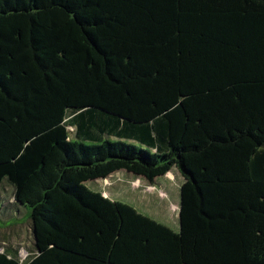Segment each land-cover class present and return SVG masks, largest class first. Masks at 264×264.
Returning <instances> with one entry per match:
<instances>
[{
	"label": "trees",
	"instance_id": "1",
	"mask_svg": "<svg viewBox=\"0 0 264 264\" xmlns=\"http://www.w3.org/2000/svg\"><path fill=\"white\" fill-rule=\"evenodd\" d=\"M173 168L179 232L86 185ZM0 186V264H264V0H0Z\"/></svg>",
	"mask_w": 264,
	"mask_h": 264
},
{
	"label": "rangeland",
	"instance_id": "2",
	"mask_svg": "<svg viewBox=\"0 0 264 264\" xmlns=\"http://www.w3.org/2000/svg\"><path fill=\"white\" fill-rule=\"evenodd\" d=\"M71 131H74L70 128ZM184 178L173 168L154 184L125 170L116 172L107 179L89 181L88 187L109 196L113 201L132 205L139 212L163 223L175 232L180 230L179 204ZM13 191L9 186H0V239L1 251L15 249L21 261H27L33 253V235L30 216L10 207ZM2 220V221H1Z\"/></svg>",
	"mask_w": 264,
	"mask_h": 264
},
{
	"label": "crops",
	"instance_id": "3",
	"mask_svg": "<svg viewBox=\"0 0 264 264\" xmlns=\"http://www.w3.org/2000/svg\"><path fill=\"white\" fill-rule=\"evenodd\" d=\"M178 170V169H177ZM115 174V173H114ZM113 175V174H112ZM166 176V175H165ZM111 177V176H110ZM164 177V176H163ZM109 178V177H108ZM142 178V177H141ZM159 178H162V177H159ZM159 178H157L156 180H155V182L159 179ZM95 181V180H94ZM154 182V183H155ZM88 183L89 182H86V184L88 185ZM153 183V184H154ZM184 183V182H183ZM152 184V183H151ZM93 190V189H92ZM95 191V190H94ZM100 192V191H99ZM180 192H181V189H180ZM102 193V192H101ZM103 194V193H102ZM106 198H109V196H107L106 194H103ZM110 199V198H109ZM111 200V199H110ZM113 201V200H112ZM12 202H13V200H12ZM121 202V201H120ZM132 206V205H131ZM179 212H180V204H179ZM32 235H33V243H34V234H33V231H32ZM33 248H34V245H33Z\"/></svg>",
	"mask_w": 264,
	"mask_h": 264
}]
</instances>
